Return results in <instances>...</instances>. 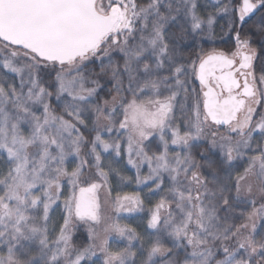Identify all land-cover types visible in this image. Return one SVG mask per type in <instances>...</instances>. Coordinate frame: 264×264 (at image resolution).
Returning a JSON list of instances; mask_svg holds the SVG:
<instances>
[{"label": "snow or ice", "instance_id": "1", "mask_svg": "<svg viewBox=\"0 0 264 264\" xmlns=\"http://www.w3.org/2000/svg\"><path fill=\"white\" fill-rule=\"evenodd\" d=\"M0 264H264V0H0Z\"/></svg>", "mask_w": 264, "mask_h": 264}, {"label": "rangeland", "instance_id": "2", "mask_svg": "<svg viewBox=\"0 0 264 264\" xmlns=\"http://www.w3.org/2000/svg\"><path fill=\"white\" fill-rule=\"evenodd\" d=\"M129 174H131V173H129ZM117 181H118V178L117 177H113V184H114V186L117 184ZM124 190L130 191V190H132V188L131 187H127ZM146 215H147L146 213H140V214H135V215H131V216H125V217H123V221L125 223H129V222H132L134 220V218H136V217H139V216L145 217ZM82 232H83V230H82ZM112 243H113V245L115 247L119 248V247H123L125 242L124 241H118V240H115L114 239L112 241Z\"/></svg>", "mask_w": 264, "mask_h": 264}, {"label": "trees", "instance_id": "3", "mask_svg": "<svg viewBox=\"0 0 264 264\" xmlns=\"http://www.w3.org/2000/svg\"><path fill=\"white\" fill-rule=\"evenodd\" d=\"M127 224L135 228L138 232H143L146 227V220L144 217L139 216V217L134 218L132 222H129ZM85 235L86 234L84 232H81L82 239Z\"/></svg>", "mask_w": 264, "mask_h": 264}]
</instances>
